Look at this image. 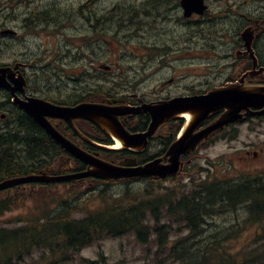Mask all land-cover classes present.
<instances>
[{
	"label": "rangeland",
	"instance_id": "1",
	"mask_svg": "<svg viewBox=\"0 0 264 264\" xmlns=\"http://www.w3.org/2000/svg\"><path fill=\"white\" fill-rule=\"evenodd\" d=\"M87 1L0 0V32L4 29L21 30V38L0 36V64L12 63L16 60L37 63L25 71L29 79L28 94L58 102L69 101L75 91L86 95L94 91L89 85L93 86L103 81H114L116 84L120 83L122 78L131 83L108 86L107 88L112 89L110 93L126 94L132 92L130 90L133 86L137 88L136 92L146 93L152 90L158 78L152 76L153 69H146L144 64L146 59L137 57L143 52V50H138V47L146 46L145 40L158 43L167 64H185L182 71L186 74L196 73L197 69L201 68L203 76L201 80H196H200L204 86L207 80L212 78L207 74L211 65L206 66L207 58H204L210 56L211 47L216 52L212 56L213 64L222 69L224 65L222 58L226 57L222 55L231 49L233 51V43L242 29L241 19L243 17L240 14L264 15V0H207L210 10L212 6L218 9V12L212 11L214 15L221 16L211 14L209 18H190L184 21L179 7L178 9L175 6L178 12L167 14L179 0H170L167 5H158L152 0H102L101 2L94 0L90 4ZM37 9H48L50 14H53V18H58L59 22L53 24L52 21L51 25L46 24L49 22L48 18L39 15ZM150 12L154 14L148 19ZM163 14H167L168 19L159 21L164 26L158 25V22L154 20L158 21ZM31 20L36 22L37 28L43 27V30L37 32L36 35L31 30ZM260 42L261 47L264 46V39ZM259 52L261 58L264 59V51ZM197 55L204 57L201 61L195 59L194 65L189 66L192 62L191 57ZM182 59L185 60L182 61ZM52 63L53 71L44 69ZM100 64L111 66L112 73L105 75L99 71ZM166 71L162 76L171 75L169 69ZM225 74L226 72L216 71L214 76L220 79ZM190 78L187 81L192 80L191 76ZM134 79L137 80L132 82ZM160 88L159 86L157 91ZM6 99L5 94L0 93V104L4 109L7 106ZM6 110L10 111L11 108ZM2 112L5 110L2 109ZM4 124L0 121V129L4 128ZM226 131L224 139L199 147L193 154L192 162L184 167L180 176L182 178L162 183L163 188L179 189V191L185 189V192H189L193 185L203 180L206 175V173L199 174L200 169H207L211 177H216L218 172H224L226 179L264 172V150L260 151L256 159L253 158V152H258L264 145V118L250 122L248 125H236ZM145 186V181L133 183L129 188L123 185H113L108 195L117 196L126 189L132 190L133 187L143 188ZM64 187H55L53 196L50 194L47 197L48 200L53 197L54 201L67 199L70 202H79L80 213L83 209L100 207V200L92 198L95 194L90 195L91 192L84 195H82L83 192L77 194L83 189L82 186H76L71 191ZM88 188L85 184L84 189ZM39 191L38 200L30 203L27 201L28 195L26 194L22 207L6 213L0 219V225L11 228L14 226V223L9 221L11 219L38 215L42 205L38 207V210L37 204L45 199ZM55 192L60 193L55 194ZM75 216L79 217L81 214ZM212 217L211 220L206 221V229L200 236L203 237L202 241L197 239L198 236H190L191 233L188 230L175 223L171 224V230L168 231L162 247H159L155 234H151L146 244L138 243L132 236L108 238L83 248L74 256V261L68 264H83L84 261L98 260L99 253L104 256L105 264H182L173 262L169 258L170 251L179 241H182L185 247L194 250L198 248L200 250L198 256L202 257V253L206 250L205 246L210 245V236L217 231H223V234L228 233L231 236L221 246L226 254L247 259L257 257L255 247L258 243L255 240H261L262 237L259 234L261 229L249 223L245 208L239 206L236 212L221 216L216 214ZM150 225L151 228L152 223ZM192 242L198 244L192 247L190 246ZM212 252L216 253L210 248L203 255L207 256L208 264H218L217 254L214 257ZM262 253L261 250L260 254ZM38 256L39 253H35L32 259L27 260V264H43L38 260ZM48 262L49 260L45 261V263Z\"/></svg>",
	"mask_w": 264,
	"mask_h": 264
},
{
	"label": "trees",
	"instance_id": "2",
	"mask_svg": "<svg viewBox=\"0 0 264 264\" xmlns=\"http://www.w3.org/2000/svg\"><path fill=\"white\" fill-rule=\"evenodd\" d=\"M108 86L110 82L95 83L93 86L89 85L90 89L95 90L94 93L89 92V95L84 96L75 91L69 101L55 102L73 105L83 101H99L109 97ZM3 123L4 128L0 129V181L36 173L45 164L63 155L52 147L42 130L21 111L11 107L10 117ZM102 157L115 160L117 156L103 153ZM154 157H157V152H147L139 157V161L146 162ZM72 163V169H84L80 163ZM202 173H206L204 179L194 184L189 192H185V189H164V181L151 179L145 181L146 186L143 188L133 187L132 190L126 189L122 194L112 196L108 195L111 186L123 185L129 188L133 183L139 182L111 183L92 180L90 182L93 187L90 190H81L77 194L91 192L90 195L95 194L92 198L99 199L101 205L97 209H83L81 213L79 202H70L67 199L54 201L53 197L48 200L47 197L53 192L52 186L32 185L28 193L23 187H16L12 190V195L7 194L0 198V219L6 213L20 209L24 204L23 199L26 200V194L32 202L38 200L40 190L39 194L45 199L37 204V208L42 205L38 215L11 219L9 221L14 223L11 228L0 225V264H27V260L32 259L35 253H39L38 260L43 264H68L74 261V256L83 248L104 239L126 235L132 236L138 243L146 244L151 234H155L159 247H162L168 231L171 230V224L175 223L188 230L190 236H198L197 239L202 241L203 237L200 236L206 229L207 219L211 220L216 214L221 216L236 212L239 206L246 209L249 223L261 229V240H255L258 243L255 247L257 257L247 259L226 254L221 246L231 236L228 233L223 234V231H217L212 236L209 234L210 245L205 246L206 250L211 248L216 251L212 253L214 257L217 254L218 264H264V173L242 175L234 179H226L224 172H218L216 177H211L210 172L205 169H200L199 174ZM73 188L75 187L69 191ZM76 214L81 216L77 217ZM197 244L192 242L190 246ZM204 252L202 257H199L198 248L194 250L185 247L182 241H179L170 251L169 258L182 264H208ZM46 260L49 262L45 263ZM83 264H105V258L99 253L98 260L84 261Z\"/></svg>",
	"mask_w": 264,
	"mask_h": 264
},
{
	"label": "water",
	"instance_id": "3",
	"mask_svg": "<svg viewBox=\"0 0 264 264\" xmlns=\"http://www.w3.org/2000/svg\"><path fill=\"white\" fill-rule=\"evenodd\" d=\"M184 15L201 13L205 6L203 0H181ZM5 33H12L6 31ZM4 34V32L2 33ZM247 52L252 57L251 44L254 33L251 27L240 33ZM19 65H15L17 68ZM107 69L106 67H102ZM264 73L260 69L257 74ZM25 80L20 72L13 71L11 67H0V89H6L13 95V103L27 116L38 124L49 138L59 145L64 151L82 162L87 168L84 172L72 173L63 176L52 177L48 171L52 167L45 168L37 174L25 175L0 182V192L10 190L16 186L27 184H51L66 183L87 178H96L107 181H126L143 178L166 179L181 174L184 165L183 156L194 152L199 146L216 132L234 123L243 122L245 117L264 116V86H227L226 88L212 89L206 95L190 98H178L158 105H145L138 110L128 106H112L110 102L80 103L73 107L54 105L38 98H26L20 100L15 93L25 92ZM253 110H260L254 112ZM146 113L151 122L144 133L130 134L125 129V120L133 114ZM221 115L208 126L198 130L199 126L210 116ZM184 115L188 119L183 126L178 138L167 150L163 158H158L146 164L136 166L135 159H124L118 165L106 162L80 150L51 124V120L58 119L71 124L86 120L99 127L111 140L119 143L122 150L142 152L147 147V140L166 121L180 118ZM124 117L123 121L119 119ZM92 144V143H90ZM105 151L119 150L98 146ZM166 159V163L163 162Z\"/></svg>",
	"mask_w": 264,
	"mask_h": 264
},
{
	"label": "flooded vegetation",
	"instance_id": "4",
	"mask_svg": "<svg viewBox=\"0 0 264 264\" xmlns=\"http://www.w3.org/2000/svg\"><path fill=\"white\" fill-rule=\"evenodd\" d=\"M90 2V0L87 1V3ZM176 12L178 9L175 10ZM50 14V13H49ZM154 13H151L148 19L153 17ZM170 18V17H169ZM51 22L53 21V14H50ZM168 19V16L163 14L160 16L157 20H154L155 22H158V25L164 26L162 22L159 21H166ZM191 19H199L197 16L191 17ZM32 21V20H31ZM254 27L256 29L261 28L260 23L256 22L254 24ZM264 39V35H261V33H258L255 40L252 44V49L254 51V55L256 58L257 66L256 68H260L264 66V59L261 58L260 52L264 49V46L261 47V40ZM158 43L156 41L148 42L146 41V47H147V66L148 70H156L155 67H161L163 66L162 62L160 61L164 56L161 54V47L157 45ZM234 50L228 51L224 58V65L222 69L219 67H216L213 64L212 57L209 59L206 65H211L209 67V73L212 78L208 79L206 84L203 86L201 83L202 73L201 68L197 69L196 73L186 74L185 71H182L185 68V64H180L176 66L170 67V76H162V77H156L158 78V81L154 83L152 90L146 91V93H140L136 92L137 88L133 86L131 88L129 93L126 94H120L114 95L113 100H115L116 103L120 104L121 102H126L127 104L131 106H139L143 103H156L158 101H164L168 100L170 98H177V97H185V96H193V95H201L205 94L208 90H211L213 88H221L227 84H247V85H257L258 83L264 82V79L261 76H258L256 78H251L250 76H247L243 79V76L248 75L249 71L252 69V62L248 55H244V47L243 42L239 37H236V40L233 43ZM261 47V49H260ZM212 51H210V54H213L215 51H213V48L211 47ZM202 60L201 55H197L194 57H191L190 60H192L191 64L189 66L194 65V60ZM185 59H182L184 61ZM26 66V63H24ZM53 66V63H52ZM24 70V68H23ZM22 70V72H23ZM207 70V69H205ZM216 71L226 72L225 76L222 75V78L218 79L216 76H214V73ZM153 76V75H152ZM192 77V80L187 81V77ZM196 79H200L197 81ZM243 79V80H242ZM161 87L158 91L157 89ZM203 86V88H202ZM163 90V93L161 94V91ZM8 97V95H6ZM54 122V121H53ZM149 117L147 114H140L137 116H131L127 120V126L128 130L132 133L142 131L140 129H145L148 125ZM87 125L84 127L78 126L77 128L81 132V134L86 138V141L81 140L78 136L74 134L72 131L71 126H60L59 122H54L55 126L59 127L58 130L62 133H66L69 137V140H71L74 144L79 146L80 148H85V150L91 152V153H97L99 150L97 148H94L93 146H90L87 144L88 140H91L97 144L101 145H112V142L109 140V138L106 137L103 131H101L98 127H96L93 124L84 122ZM183 124L182 119L177 120H170L167 122L166 126V132L164 136H161L162 138L155 141L159 143L160 147H167L174 136L176 135L177 131L180 129V127ZM69 127V128H68ZM94 127V128H93ZM61 128V129H60ZM97 129V130H96ZM100 130V131H99ZM102 133V134H100ZM88 135V136H87ZM106 141V142H105ZM101 142V143H100ZM164 144V145H163ZM150 145L153 146V144ZM156 146V145H155ZM150 147V146H149ZM53 148L57 150L58 148L53 145ZM164 152V151H163ZM116 155L118 158H127V157H133L135 156L137 158V164H142L143 161H139V154H135L129 150H123L117 153H112ZM253 156H257L256 153L253 154Z\"/></svg>",
	"mask_w": 264,
	"mask_h": 264
},
{
	"label": "bare ground",
	"instance_id": "5",
	"mask_svg": "<svg viewBox=\"0 0 264 264\" xmlns=\"http://www.w3.org/2000/svg\"><path fill=\"white\" fill-rule=\"evenodd\" d=\"M88 4H90V2H88ZM83 6V5H82ZM85 7V6H84ZM3 9V8H2ZM51 9V8H50ZM86 9V8H85ZM80 10V9H79ZM56 12H57V10H56ZM81 16V15H80ZM48 20V19H47ZM93 33V32H92ZM94 35V34H93ZM92 38V37H91ZM264 56V55H263ZM81 90V89H80ZM98 90H99V87H98ZM95 91V90H94ZM83 93V92H82ZM94 93V92H93ZM75 95V94H74ZM89 95V94H88ZM85 96V95H84ZM7 98V97H6ZM72 98V97H71ZM85 98V97H84ZM65 102V101H64ZM63 103V102H62ZM74 103H75V101H74ZM16 114V113H15ZM21 118V117H20ZM6 120V119H5ZM20 121V120H19ZM24 121V120H23ZM30 125H32V124H30ZM30 127V126H29ZM36 127V126H35ZM28 128V127H27ZM33 128V127H32ZM69 128V127H68ZM94 128V127H93ZM39 129V128H38ZM29 130V129H28ZM35 130V129H34ZM97 130V129H96ZM100 131V130H99ZM28 132V131H27ZM43 132V131H42ZM30 133V132H29ZM39 133V132H38ZM6 134V133H5ZM100 134H102V133H100ZM39 135V134H38ZM88 136V135H87ZM107 137V136H106ZM31 138V137H30ZM28 140V139H27ZM38 141V140H37ZM106 142V141H105ZM101 143V142H100ZM41 145V144H40ZM44 145V144H43ZM164 145V144H163ZM38 146V145H37ZM45 147V146H44ZM50 147V146H49ZM119 147V144L118 143H116L115 144V146H114V148H118ZM47 149V148H46ZM27 150V149H26ZM45 150V149H44ZM53 150V149H52ZM36 151V150H35ZM39 151V150H38ZM47 151V150H46ZM54 153V152H53ZM32 156V155H31ZM35 156V155H34ZM25 159V158H24ZM25 161V160H24ZM47 163V162H46ZM22 165V164H21ZM32 165V164H31ZM36 165V164H35ZM26 171H28L27 169H26ZM64 205V204H63ZM171 210V209H170ZM71 213V212H70ZM73 221V220H72ZM61 222V221H60ZM64 223V222H63ZM60 224H62V223H60ZM71 224V223H70ZM186 224H187V222H186ZM64 225V224H63ZM66 226H68V225H66ZM71 227V226H70ZM60 228V227H59ZM64 228V227H63ZM76 229V228H75ZM163 235H164V233H163ZM162 235V236H163ZM5 237V236H4ZM82 237V236H81ZM164 237V236H163ZM3 238V237H2ZM83 238V237H82ZM75 239H77V238H75ZM79 239V238H78ZM164 240V239H163ZM81 244V243H80ZM79 246V245H78ZM178 249V248H177ZM179 255V254H178ZM7 257V256H6ZM13 259V258H12ZM14 260V259H13Z\"/></svg>",
	"mask_w": 264,
	"mask_h": 264
}]
</instances>
